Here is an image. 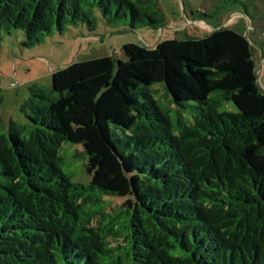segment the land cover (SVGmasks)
I'll return each instance as SVG.
<instances>
[{
  "label": "trees",
  "instance_id": "obj_1",
  "mask_svg": "<svg viewBox=\"0 0 264 264\" xmlns=\"http://www.w3.org/2000/svg\"><path fill=\"white\" fill-rule=\"evenodd\" d=\"M197 1V22L248 6ZM95 10L132 31L165 26L157 0H0V31L30 49L93 30ZM121 50L31 88L27 124L0 117V264H264V92L247 36ZM160 83L171 104H196L192 119L171 118L149 89ZM63 143L81 147L88 182L63 170Z\"/></svg>",
  "mask_w": 264,
  "mask_h": 264
},
{
  "label": "rangeland",
  "instance_id": "obj_2",
  "mask_svg": "<svg viewBox=\"0 0 264 264\" xmlns=\"http://www.w3.org/2000/svg\"><path fill=\"white\" fill-rule=\"evenodd\" d=\"M157 3L165 22V26L158 30L142 28L132 31L122 23L118 26L110 25L103 14L95 10L93 15L96 24L93 30L81 23L69 26L62 33L54 31L42 44L30 49L22 46L25 39L22 32L15 31L7 35L0 31V117L5 128L10 129L13 122L20 125L28 123L23 109L30 97L31 88L49 90L51 75L59 68L73 62L107 56L125 60L121 50L124 44L151 48L159 42L181 39L186 35L204 37L219 28L247 36L252 48L257 84L264 92V10L259 0H250V3L243 0V4L248 5L246 8L241 5L227 6L218 15L201 22L193 21L196 11L202 7L197 0H157ZM149 89L162 107L170 110L172 119L177 116L178 110H181L185 120L192 119L196 106L194 102L171 104L172 99L166 95L161 83ZM220 110L235 111V108L232 103H226ZM81 151L80 146L63 143L60 155L65 162L63 170L72 174L74 172V181L86 183L89 176L84 172L85 161L76 156ZM119 205L111 201L110 209Z\"/></svg>",
  "mask_w": 264,
  "mask_h": 264
}]
</instances>
